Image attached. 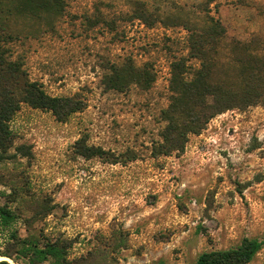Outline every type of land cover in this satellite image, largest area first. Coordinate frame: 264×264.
I'll list each match as a JSON object with an SVG mask.
<instances>
[{"label":"rangeland","instance_id":"374dc122","mask_svg":"<svg viewBox=\"0 0 264 264\" xmlns=\"http://www.w3.org/2000/svg\"><path fill=\"white\" fill-rule=\"evenodd\" d=\"M142 3L151 23L134 17ZM206 14L230 36L264 35V0H65L50 26L35 25L14 45L48 94L84 102L65 120L22 103L10 121L31 157L0 166V205L20 215L22 235L28 227L40 241L62 243L66 264H188L249 237L262 245L247 264H264L263 105L215 115L181 152L150 153L164 125L170 64L188 56L180 22ZM128 59L153 66L149 89L105 85L110 66ZM82 145L105 153L83 157ZM132 152L137 158L126 160Z\"/></svg>","mask_w":264,"mask_h":264},{"label":"trees","instance_id":"16d2710c","mask_svg":"<svg viewBox=\"0 0 264 264\" xmlns=\"http://www.w3.org/2000/svg\"><path fill=\"white\" fill-rule=\"evenodd\" d=\"M64 5L65 0H0V166L17 156L31 157L28 145L15 144L10 128V121L22 103L51 111L58 120H65L84 106L74 95L48 94L40 82L29 77L23 57L14 55V45L33 34L37 30L35 25L50 26L52 19L62 14ZM142 6L133 11L134 17L151 23L154 17L145 3ZM18 21L24 22L25 29L16 26ZM180 23L187 30L188 56L175 57L170 64V94L160 112L164 125L159 140L150 149L153 157L183 151L188 135L200 133L219 113L264 106V35L255 34L246 39L230 36L220 19L209 14ZM154 81L151 64L136 65L128 59L110 66L105 85L118 91L131 85L147 90ZM104 153L99 147L85 145L79 151L83 157H102ZM136 158L132 152L125 159ZM49 211V208L34 211L28 219L45 216ZM17 218L20 215L14 209L0 205L3 237L0 257H7L15 264H42L53 257L57 264H66L62 243L40 241L28 227L22 235L15 225ZM261 245L257 238L244 237L235 247L202 252L188 264H247ZM0 264L12 263L0 259Z\"/></svg>","mask_w":264,"mask_h":264},{"label":"water","instance_id":"95a60500","mask_svg":"<svg viewBox=\"0 0 264 264\" xmlns=\"http://www.w3.org/2000/svg\"><path fill=\"white\" fill-rule=\"evenodd\" d=\"M0 259H6V260H8L7 258H5V257H1ZM9 261V260H8ZM10 262V261H9Z\"/></svg>","mask_w":264,"mask_h":264}]
</instances>
